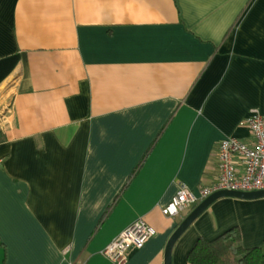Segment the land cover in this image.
Here are the masks:
<instances>
[{
  "label": "crops",
  "instance_id": "0c3cea01",
  "mask_svg": "<svg viewBox=\"0 0 264 264\" xmlns=\"http://www.w3.org/2000/svg\"><path fill=\"white\" fill-rule=\"evenodd\" d=\"M264 116V0H0V264H114L142 219L157 234L125 264H165L191 213L182 187L218 181L227 137ZM239 227L264 243V199L214 203L177 242Z\"/></svg>",
  "mask_w": 264,
  "mask_h": 264
},
{
  "label": "built area",
  "instance_id": "2783aa9c",
  "mask_svg": "<svg viewBox=\"0 0 264 264\" xmlns=\"http://www.w3.org/2000/svg\"><path fill=\"white\" fill-rule=\"evenodd\" d=\"M245 124L253 136V144L236 138H225L218 148L217 183L202 188L201 198L182 187L172 202L162 209L164 216L177 218L188 214L202 201L220 191H264V116L258 109H253ZM156 234L153 227L140 219L120 233L101 254L114 264H125L132 251L142 249Z\"/></svg>",
  "mask_w": 264,
  "mask_h": 264
},
{
  "label": "trees",
  "instance_id": "16d2710c",
  "mask_svg": "<svg viewBox=\"0 0 264 264\" xmlns=\"http://www.w3.org/2000/svg\"><path fill=\"white\" fill-rule=\"evenodd\" d=\"M242 232L234 227L214 240L199 239L190 251L188 264H264V243L244 248Z\"/></svg>",
  "mask_w": 264,
  "mask_h": 264
},
{
  "label": "water",
  "instance_id": "95a60500",
  "mask_svg": "<svg viewBox=\"0 0 264 264\" xmlns=\"http://www.w3.org/2000/svg\"><path fill=\"white\" fill-rule=\"evenodd\" d=\"M226 198H234L245 201L264 199V191L253 193H241L231 191L217 192L202 201L191 213L182 221L174 234L169 239L165 249V264H172L173 251L177 242L190 229V227L216 202Z\"/></svg>",
  "mask_w": 264,
  "mask_h": 264
}]
</instances>
